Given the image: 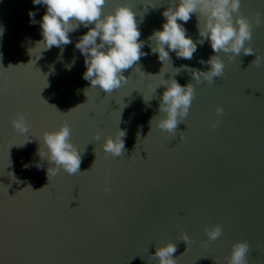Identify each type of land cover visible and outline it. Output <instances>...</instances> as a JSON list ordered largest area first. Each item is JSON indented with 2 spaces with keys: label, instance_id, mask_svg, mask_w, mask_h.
Wrapping results in <instances>:
<instances>
[{
  "label": "water",
  "instance_id": "95a60500",
  "mask_svg": "<svg viewBox=\"0 0 264 264\" xmlns=\"http://www.w3.org/2000/svg\"><path fill=\"white\" fill-rule=\"evenodd\" d=\"M119 3L137 13L142 51L149 54L123 70L126 83L105 93L81 75L84 58L74 42L84 26L69 33L73 43L64 46L62 60L56 46L40 55L39 24L28 11L38 21L44 5L0 0V264H156L151 254L166 242L176 245V264H228L235 248L246 246L253 249L249 264H264V62H252L255 53H221L224 73L211 84L196 83L181 68L175 79L192 82L195 95L175 131H161L149 123L163 91L158 86L153 93L160 71L167 79L173 67L207 69L199 59L212 49L198 44L192 59L170 51L163 65L148 37L172 0H107L104 10ZM239 15L252 25L246 47L264 57V0H241ZM180 23L199 38L196 14ZM17 112L29 125L25 134L10 125ZM62 123L83 150L79 172L48 178L38 140ZM117 127L126 130L124 151L113 157L101 143ZM26 139L32 140L20 146ZM213 225L222 232L208 240L204 229Z\"/></svg>",
  "mask_w": 264,
  "mask_h": 264
},
{
  "label": "clouds",
  "instance_id": "9594fccd",
  "mask_svg": "<svg viewBox=\"0 0 264 264\" xmlns=\"http://www.w3.org/2000/svg\"><path fill=\"white\" fill-rule=\"evenodd\" d=\"M31 2L45 7L38 21L35 20V10L28 11L30 22L39 24L41 39L35 42L34 48L39 49L40 55L43 51L56 46L59 49L57 59L62 60L64 46L73 43L69 33L80 26L87 29L74 42V47L84 58L85 69L81 75L91 87L111 93L127 82L123 70L132 67L142 56L149 54L142 51L145 41L139 39L141 33L136 19L137 13L127 3H119L110 11H105L107 0H31ZM240 4L241 0H172V4L162 11L164 20L160 28L154 29L148 39L152 41L150 52L156 54L163 65L166 62L170 63V51L179 58L192 59L198 44L202 45L205 41L212 49V54L206 60L199 59V63L209 66L207 69L181 65L178 68L173 67L176 71L167 79L163 77L164 72L160 71V82L153 88V93L158 86H163V91L159 96L158 114L150 118L151 126L155 124L161 131L173 133L177 124L187 116L195 89L192 82L181 85L175 79V74H178L181 68L189 71L196 83L203 81L211 84L214 77L222 76L224 73L225 63L221 53L232 58L241 51L245 54L255 53L252 62L257 66L264 62V57L251 47H246V42L252 38V25L247 17L239 15ZM145 5H152V0H145ZM192 14H196L197 17L199 38L196 40L187 35L184 23H180L187 22ZM260 22L258 19L257 23ZM2 35L3 27L0 26V36ZM74 63L75 58L64 67L71 70ZM54 64L55 62L51 66L52 72L55 71ZM141 73L144 72L141 70ZM151 97L152 95L149 99ZM215 111L221 114L223 108L217 106ZM10 125L21 134L27 133L29 129L22 112L16 113L10 120ZM70 135L71 130L67 123L40 134L37 154L49 162L46 169L48 178L61 170L69 175L79 172L83 150L71 142ZM125 135L126 130L117 127L114 135L103 137L102 150L113 157L120 156L124 151ZM94 139H100L98 132L94 134ZM31 140L26 139L20 146ZM29 166L30 162L23 165L25 168ZM35 166L41 167L38 162ZM104 191H110L107 184ZM204 232L208 240H214L221 235L222 228L220 225H213L205 228ZM188 239H190L188 235L183 234L182 240ZM175 250L176 245L173 242H166L158 245L151 255L156 264H176L172 256ZM252 253L251 247H237L233 259L228 264H249Z\"/></svg>",
  "mask_w": 264,
  "mask_h": 264
}]
</instances>
